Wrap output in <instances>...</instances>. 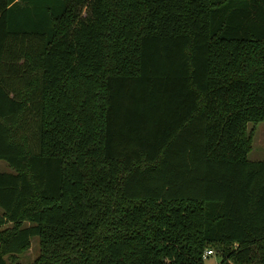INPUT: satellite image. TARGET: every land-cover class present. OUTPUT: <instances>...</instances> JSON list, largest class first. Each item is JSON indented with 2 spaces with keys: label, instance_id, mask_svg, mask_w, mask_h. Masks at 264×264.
<instances>
[{
  "label": "trees",
  "instance_id": "1",
  "mask_svg": "<svg viewBox=\"0 0 264 264\" xmlns=\"http://www.w3.org/2000/svg\"><path fill=\"white\" fill-rule=\"evenodd\" d=\"M258 122L264 0H0V264H264Z\"/></svg>",
  "mask_w": 264,
  "mask_h": 264
},
{
  "label": "rangeland",
  "instance_id": "2",
  "mask_svg": "<svg viewBox=\"0 0 264 264\" xmlns=\"http://www.w3.org/2000/svg\"><path fill=\"white\" fill-rule=\"evenodd\" d=\"M248 131H251V145L247 154L249 161H264V122H258L254 125H248ZM0 172L11 173L12 169L8 164L0 160ZM1 213V210H0ZM28 225L27 223H25ZM212 253L204 259V264H218L220 257L217 249H212ZM39 254L38 237L34 236L30 240V247L22 254L18 255L11 264H32Z\"/></svg>",
  "mask_w": 264,
  "mask_h": 264
},
{
  "label": "built area",
  "instance_id": "3",
  "mask_svg": "<svg viewBox=\"0 0 264 264\" xmlns=\"http://www.w3.org/2000/svg\"><path fill=\"white\" fill-rule=\"evenodd\" d=\"M212 251L211 250H206L203 254V258L205 259L209 254H211Z\"/></svg>",
  "mask_w": 264,
  "mask_h": 264
}]
</instances>
